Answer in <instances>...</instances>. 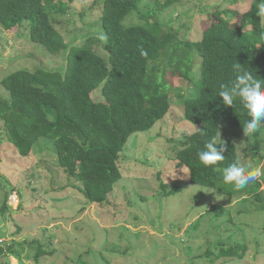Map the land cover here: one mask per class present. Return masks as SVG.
<instances>
[{
	"label": "trees",
	"instance_id": "obj_1",
	"mask_svg": "<svg viewBox=\"0 0 264 264\" xmlns=\"http://www.w3.org/2000/svg\"><path fill=\"white\" fill-rule=\"evenodd\" d=\"M181 1L162 0L160 9ZM141 2L103 0V48L108 53L104 57L91 45L93 39L70 47L54 25L51 17L69 13L70 3L0 0V25L7 32L29 22L33 43L44 45L53 55L67 53L65 70L20 69L2 79L7 95H0V121L8 140L24 158L41 138L51 140L60 168L79 183L88 201L105 205L122 179L120 155L130 136L148 131L164 119L173 104V89L184 85L189 93H179L178 99L184 117L198 129L182 141L177 166L189 168L193 184L234 196L258 192L257 181L240 190L223 181L222 169L239 156L233 137L245 134L242 123L249 117L239 99L229 107L218 95L221 84L231 86L240 74L236 64L264 78V26L255 15L256 0L243 12L230 6L215 7L201 20L203 33L198 40L180 38L170 22L152 20L153 11L145 23L125 26V18ZM141 49L147 56L141 55ZM222 126L233 137H221ZM262 130L264 124L254 135L261 137ZM213 136L220 137L219 143L224 141L225 159L206 167L199 162L198 153ZM168 187L162 183L167 196L181 190L180 186ZM213 209L218 216L224 214L222 206ZM28 242L36 262L57 251L52 238L47 243ZM218 245V253L208 248L198 258L240 260L247 250L239 242ZM6 246L0 245V254L5 248L15 252L14 243Z\"/></svg>",
	"mask_w": 264,
	"mask_h": 264
},
{
	"label": "rangeland",
	"instance_id": "obj_2",
	"mask_svg": "<svg viewBox=\"0 0 264 264\" xmlns=\"http://www.w3.org/2000/svg\"><path fill=\"white\" fill-rule=\"evenodd\" d=\"M63 1L70 3L69 13L51 18L70 47L93 39L94 49L108 56L103 48L106 39H99L106 37L103 0ZM160 1L142 0L124 25L145 23L153 11L152 20L170 22L180 38L198 40L201 20L215 7L243 12L253 2L184 0L160 9ZM66 65V51L53 55L31 41L29 22L10 32L0 25V95H7L2 79L16 70H65ZM199 69L197 63L196 74ZM179 93L189 92L184 85L173 89L166 117L150 130L130 136L120 155L122 179L105 205L88 201L79 183L60 168L51 140L41 138L24 158L0 121V245L15 247V252L5 248L0 264H264V174L257 180L259 191L252 195L234 196L191 183L189 168L177 166L176 154L198 127L184 117ZM226 135L233 137L222 126L221 137ZM233 138L242 162L264 170V130L259 138L254 134ZM162 183L181 190L167 196ZM215 205L224 207L223 215H217ZM50 238L56 253L36 262L28 241L47 243ZM221 242L245 244L244 258L215 262L198 258L208 248L218 253Z\"/></svg>",
	"mask_w": 264,
	"mask_h": 264
},
{
	"label": "clouds",
	"instance_id": "obj_3",
	"mask_svg": "<svg viewBox=\"0 0 264 264\" xmlns=\"http://www.w3.org/2000/svg\"><path fill=\"white\" fill-rule=\"evenodd\" d=\"M255 15L264 26V0H256ZM99 39L104 40L106 37L100 35ZM141 55L147 56V52L141 49ZM235 68L240 74L236 76L231 86L221 84L218 95L229 107L234 106L237 99L240 100L249 117L242 123L243 131L246 136L251 137L264 124V78L254 75L247 67L240 64H236ZM219 140L220 137L213 136L205 142L203 150L198 153L202 165L213 166L225 159L223 155L225 143L224 141L219 143ZM262 174L264 170L261 167L253 168L251 164H244L239 156L235 158V163L222 169L224 183L233 185L237 190L244 189L250 183L257 181Z\"/></svg>",
	"mask_w": 264,
	"mask_h": 264
},
{
	"label": "built area",
	"instance_id": "obj_4",
	"mask_svg": "<svg viewBox=\"0 0 264 264\" xmlns=\"http://www.w3.org/2000/svg\"><path fill=\"white\" fill-rule=\"evenodd\" d=\"M2 242V241H1Z\"/></svg>",
	"mask_w": 264,
	"mask_h": 264
}]
</instances>
